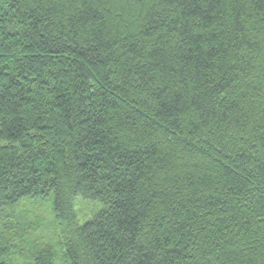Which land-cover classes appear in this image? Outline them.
Segmentation results:
<instances>
[{
	"label": "trees",
	"instance_id": "obj_1",
	"mask_svg": "<svg viewBox=\"0 0 264 264\" xmlns=\"http://www.w3.org/2000/svg\"><path fill=\"white\" fill-rule=\"evenodd\" d=\"M51 193L67 264H264V0H0V230Z\"/></svg>",
	"mask_w": 264,
	"mask_h": 264
},
{
	"label": "rangeland",
	"instance_id": "obj_2",
	"mask_svg": "<svg viewBox=\"0 0 264 264\" xmlns=\"http://www.w3.org/2000/svg\"><path fill=\"white\" fill-rule=\"evenodd\" d=\"M53 201L54 193L47 199L26 198L10 210L12 216L9 218L8 227L0 230V234L3 232L14 246L12 264H34L35 256L43 250H52L55 253L56 264H67L64 259L67 225L64 220L57 218ZM74 206L81 225L104 208L101 202L83 197H77Z\"/></svg>",
	"mask_w": 264,
	"mask_h": 264
}]
</instances>
